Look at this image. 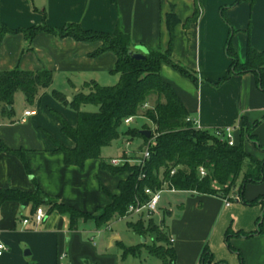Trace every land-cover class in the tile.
Masks as SVG:
<instances>
[{
  "label": "crops",
  "instance_id": "0c3cea01",
  "mask_svg": "<svg viewBox=\"0 0 264 264\" xmlns=\"http://www.w3.org/2000/svg\"><path fill=\"white\" fill-rule=\"evenodd\" d=\"M236 1L0 0V21L13 30L44 23L56 29L75 23L85 30L106 34H113L119 26L130 35L133 52L147 53L167 50L170 41L167 16L174 14L179 23L174 28L172 58L191 70L197 83L165 64L161 75L179 95L190 119L200 129L210 131L226 127L240 129L242 117L251 124L260 121L253 135L256 143L264 147V91L259 89L255 76L251 73L233 76L217 85L231 65L225 49L230 30L221 18V9H225L230 21L233 30L230 42L240 63L245 62L249 47L258 52L264 50V0H254L253 4H235ZM197 5L199 18L191 22ZM99 47V43L77 42L47 33L38 34L32 41L20 33L4 38L0 47V72L48 70L53 73V82L35 105H28L23 95L26 104L21 100L12 118L0 115L1 189L34 192L39 185L47 197L87 214L110 204L102 186L113 195L119 193V183L127 178L126 173L112 175L101 168L99 160H89L83 168L67 166L48 137L71 149L74 143L63 134L54 113L72 127L78 123L77 112L55 98L53 92L61 93L70 103L75 94L89 92L86 84L107 86L119 81L120 76L112 73L116 56L104 53L94 57ZM25 111L33 114L21 122ZM1 148L24 150L31 174L18 157ZM137 150L128 153V157L138 159ZM244 150L264 160V151L250 141ZM122 156L102 158L110 162ZM239 184L240 181L225 198L178 192L174 194L188 196L179 198L175 205L167 202V207L162 206L168 237L174 240L170 245L176 254L175 264H201L205 248L212 254V264H264V234L249 238L239 235L254 233L258 228L264 206L245 202L264 197V180L248 184L242 196L238 194ZM44 207L47 217L36 226L32 222L22 224L24 219L32 218L35 212L32 204L24 207L6 202L0 206L1 239L8 248L0 257V264H62V260L66 264H86V258L100 264L98 260L103 255H99L95 244L86 240V234L97 230L95 223L81 220L77 230H71L68 215L48 213V206ZM120 239L119 234H111L107 238L108 247H137L147 242L143 239L141 244L126 246ZM142 255L143 250L132 257L135 260ZM122 256L123 251L102 264H124L128 258Z\"/></svg>",
  "mask_w": 264,
  "mask_h": 264
},
{
  "label": "trees",
  "instance_id": "16d2710c",
  "mask_svg": "<svg viewBox=\"0 0 264 264\" xmlns=\"http://www.w3.org/2000/svg\"><path fill=\"white\" fill-rule=\"evenodd\" d=\"M242 2L253 4L254 0H237L235 4ZM224 10V8L221 9V18L230 30L225 49L231 65L217 85L225 83L233 76L251 73L255 76L259 89L264 91V50L258 52L249 47L245 62L240 63L231 46L230 38L233 30ZM199 15L200 8L197 5L191 22H196ZM178 23L179 20L174 14L167 16L170 41L166 51H148L144 60H136L130 54L132 52L131 37L119 26L113 34H106L85 30L80 24L75 23L56 29L44 23L29 29L13 30L0 21V47L7 35L20 33L28 41H32L38 34L47 33L62 39L71 38L77 42L99 43L100 47L93 54L94 57L104 53H113L116 56V66L112 71L120 76L116 85L86 84L85 87L89 88V92L75 94L70 103L61 93L53 92L55 98L63 101L78 114L77 126L72 127L61 115L54 113L63 134L74 143V147L67 148L50 135L48 137L56 146L55 152L63 156L67 166L83 168L87 161L99 160L101 168L112 175L127 174V178L119 183L117 195L101 187L108 194L111 202L94 214L79 212L61 204L58 200L47 197L39 185H36L34 192L0 188V206L6 202H16L24 207L32 204L34 211L41 206H48V213L58 212L69 216L71 230H77L81 220L93 221L96 229L100 230L107 227L115 216H123L129 205L135 203L136 199L146 200V189L157 191L162 189L165 183L172 185L180 192H195L225 198L236 188L239 179H241L238 187L240 196L243 195L248 184H257L264 180V160H258L244 150V143L250 141L257 149L264 151V147L256 143L253 135L260 121L251 124L248 119L242 117L240 129L235 138L236 144L231 147L216 136L217 129L213 131L198 129L190 119L175 89L163 79L161 67L165 64L197 83L194 73L172 58L174 28ZM52 82L53 73L48 70L28 72L15 69L0 72V115L8 118L14 116L17 92H22L26 103L32 106L38 102ZM153 96L156 97L155 104L145 108ZM85 105L97 106L99 110L95 113L81 111V107ZM141 116L153 124V130L147 127L142 128L152 132L150 139L142 136L141 130L138 129L128 128L125 132H121L125 119L141 118ZM121 135L127 141L138 137L147 145L154 138L155 144L149 149L150 158L143 166L125 163L115 167L102 158V150L111 146ZM147 145H143L142 149ZM1 149L18 157L28 174H31L24 150ZM200 167H204L207 171V175L203 178L198 172ZM172 171H175L174 175L171 174ZM245 204H263L264 206V197L245 202ZM165 221L164 218L161 226L154 220L128 223L135 234L145 240L146 237H150L153 243L150 246L142 244L137 247L120 245L123 259L128 256H137L145 248L151 256L159 258L162 264H175L176 254L170 245ZM263 234L264 213L254 233L239 235L249 238ZM212 261L211 252L205 248L201 256V264H212Z\"/></svg>",
  "mask_w": 264,
  "mask_h": 264
},
{
  "label": "rangeland",
  "instance_id": "374dc122",
  "mask_svg": "<svg viewBox=\"0 0 264 264\" xmlns=\"http://www.w3.org/2000/svg\"><path fill=\"white\" fill-rule=\"evenodd\" d=\"M119 82V81H118ZM118 82H115L114 84H109L107 86H114L116 85ZM206 83V82H205ZM23 98V94L22 92H17L15 95V111L17 112L19 107H20V102H24ZM20 99V101H19ZM22 100V101H21ZM156 101V97L153 96L152 98H150L149 100V106H153L155 104ZM26 104V103H25ZM99 110V108L97 106L94 105H85L81 107V111L84 112H90V113H95ZM55 116V115H54ZM143 127H147L150 128V130H153V124L146 119L145 117L141 116V118H137L131 125H123L121 128V132H125L128 128L130 129H138L142 131ZM140 138H134L130 141V143L127 145L126 144V138L123 137L122 135L120 136V138L116 141H114L111 146L104 148L102 150V156L105 158H111V157H119V156H123L121 157L122 159L126 158V153H131L134 150H137V153L141 155L142 152V147L143 145H147V143H143V141H140ZM149 144V143H148ZM244 146H246V142L244 143ZM129 155V154H128ZM130 158V157H129ZM133 159V158H131ZM132 164H134V162H132ZM241 181V179H239ZM239 183V182H238ZM186 196H188L187 194L184 193H180V194H174V193H170V192H165L162 195V201L160 203V207L162 209V206H168L167 202L172 203V205H175L176 201L180 198H185ZM43 208H45L44 206H42ZM158 217L154 220L155 222H158ZM130 222H137L136 218H130L128 220H121L120 216H115L111 222L109 223V225L107 227H104L100 230H93L92 232H89V234H86V240L88 242H90L92 245L95 244L99 255H103L101 256L98 260V262L100 264H102L103 262H108L107 258H112V257H116L117 255L122 254V249L120 248V246L118 245H114L112 248L108 247V243H107V238L114 233H117L120 235L121 237V242H123V244H125L126 246H132V245H136V244H141L142 240L144 238H142L140 235L135 234L134 232H132L128 226V223ZM160 229H162V227H160ZM147 242L145 243L146 245H152L153 241L150 237H146ZM146 249H143V255L142 258H135V260L133 259L134 257L132 256H128L126 260H124V264H145V258L146 259V264H161V260L155 256H151L148 255L146 253ZM25 258V257H24ZM122 261V257L121 260ZM62 264H66L67 262L62 260L60 261ZM126 262V263H125ZM85 263L86 264H93V260L91 258H86L85 259ZM122 263V262H121Z\"/></svg>",
  "mask_w": 264,
  "mask_h": 264
},
{
  "label": "built area",
  "instance_id": "2783aa9c",
  "mask_svg": "<svg viewBox=\"0 0 264 264\" xmlns=\"http://www.w3.org/2000/svg\"><path fill=\"white\" fill-rule=\"evenodd\" d=\"M148 105H145V108H147ZM31 114H33L30 111L24 112V117L21 120V122H25L26 118L29 117ZM137 118L140 117H129L124 120L125 125H131ZM196 126V125H195ZM197 127V126H196ZM200 129L199 127H197ZM239 129V127H226V128H220L217 129L215 134L217 137H219L221 140L225 141L229 146L233 147L236 144V137H235V131ZM130 141H127L126 144L128 145ZM154 138L149 141V144L144 147V149L141 152L140 159L132 160L129 157L128 158H116L111 159L110 164L112 166H121L125 163L134 162V164H138L143 166L145 161H147L150 158V146H154ZM126 156H129L126 152ZM198 172L200 174V177H205L207 175V171L204 167H200L198 169ZM175 171H172V175H174ZM165 192L170 193H178L180 191L176 190L172 185L165 183L164 187L160 190L154 191L151 189H146L145 194L147 196L146 200H140L136 199L135 203L129 205L127 208L126 213L123 216H120L121 220H128L130 218H136L138 220L143 221H150L155 220L158 217V222L156 224L161 226V221L163 220V214L161 212L160 203L162 201V195ZM195 193V192H194ZM47 217V211L42 206L37 208L32 216L31 219L26 218L22 221L23 225H28L30 222H32L34 225L39 226L41 225ZM170 244L174 243V240L172 238L169 239ZM8 251L7 246L1 239V228H0V257H2L6 252ZM64 258V256L61 257V260Z\"/></svg>",
  "mask_w": 264,
  "mask_h": 264
},
{
  "label": "water",
  "instance_id": "95a60500",
  "mask_svg": "<svg viewBox=\"0 0 264 264\" xmlns=\"http://www.w3.org/2000/svg\"><path fill=\"white\" fill-rule=\"evenodd\" d=\"M130 54L132 55V57L136 60H144L146 58V52H130ZM69 101H71L70 99H68ZM141 135L144 136L147 139L151 138L152 132L150 130H142L140 131Z\"/></svg>",
  "mask_w": 264,
  "mask_h": 264
}]
</instances>
